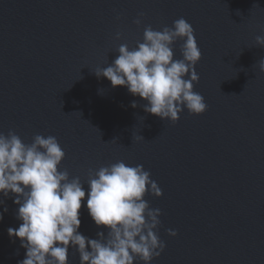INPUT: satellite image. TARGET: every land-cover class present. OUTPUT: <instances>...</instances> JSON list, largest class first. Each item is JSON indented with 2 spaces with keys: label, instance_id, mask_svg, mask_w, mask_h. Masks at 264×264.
I'll return each instance as SVG.
<instances>
[{
  "label": "water",
  "instance_id": "water-1",
  "mask_svg": "<svg viewBox=\"0 0 264 264\" xmlns=\"http://www.w3.org/2000/svg\"><path fill=\"white\" fill-rule=\"evenodd\" d=\"M180 18L201 51L193 90L207 109H184L172 122L146 113L145 100L94 70L110 65L120 45L137 47L147 26L162 31ZM257 36H264V0H0V133L11 130L26 145L38 134L56 137L65 152L58 170L85 189L79 232L88 238L107 235L86 208L90 170L123 161L142 165L162 190L144 197L161 211L156 231L166 245L151 264H264V47ZM182 43H173L174 59H182ZM13 199L0 194V212L8 209L0 264L25 258L20 239L7 232L22 223ZM68 264H80L71 247Z\"/></svg>",
  "mask_w": 264,
  "mask_h": 264
},
{
  "label": "clouds",
  "instance_id": "clouds-1",
  "mask_svg": "<svg viewBox=\"0 0 264 264\" xmlns=\"http://www.w3.org/2000/svg\"><path fill=\"white\" fill-rule=\"evenodd\" d=\"M134 23L140 25L141 19ZM178 39L183 41L182 59H174L172 45ZM256 44L264 47V36H257ZM118 53L110 65L97 68L94 74L145 100L146 113L176 122L184 109L197 115L206 111L204 97L193 90L199 80L194 66L201 51L184 18L162 31L147 26L143 42L131 50L122 44ZM258 65L264 72V58ZM136 106L132 101L131 107ZM64 157L54 136L38 134L26 145L11 130L7 135L0 133V194L14 197L13 203L19 206L16 218L22 221L7 232L26 249L25 258L17 264H68L69 247L78 252L80 264H151L158 258L166 247L156 231L161 211L150 208L144 197L147 193L159 197L162 190L150 172L123 161L94 173L90 170L86 208L94 223L107 229V235L100 231L93 239L79 232L86 193L79 177L69 179L67 170H58ZM7 211L4 207L0 212V222ZM168 234L177 235L174 230Z\"/></svg>",
  "mask_w": 264,
  "mask_h": 264
}]
</instances>
